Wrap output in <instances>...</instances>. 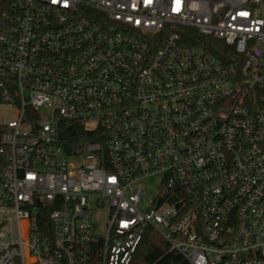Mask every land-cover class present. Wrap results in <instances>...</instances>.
Wrapping results in <instances>:
<instances>
[{
	"label": "built area",
	"instance_id": "obj_1",
	"mask_svg": "<svg viewBox=\"0 0 264 264\" xmlns=\"http://www.w3.org/2000/svg\"><path fill=\"white\" fill-rule=\"evenodd\" d=\"M0 106V264H264V0H0Z\"/></svg>",
	"mask_w": 264,
	"mask_h": 264
},
{
	"label": "trees",
	"instance_id": "obj_2",
	"mask_svg": "<svg viewBox=\"0 0 264 264\" xmlns=\"http://www.w3.org/2000/svg\"><path fill=\"white\" fill-rule=\"evenodd\" d=\"M208 50L219 60L226 62L233 56V50L220 41L209 44ZM101 132L87 130L80 123L66 125L60 123V144L68 154L81 149L87 142L100 140ZM88 264H99L96 253L92 254ZM129 264H189L179 253L170 251L167 242L151 227L145 228L143 236L132 253Z\"/></svg>",
	"mask_w": 264,
	"mask_h": 264
},
{
	"label": "rangeland",
	"instance_id": "obj_3",
	"mask_svg": "<svg viewBox=\"0 0 264 264\" xmlns=\"http://www.w3.org/2000/svg\"><path fill=\"white\" fill-rule=\"evenodd\" d=\"M40 113L43 116H49L48 112L45 110H41ZM14 115H15L14 109H10L5 106H0V121L2 120L8 121ZM160 181H161V176H153L141 182V186L145 190L143 202H147L150 199H153L155 197L156 193H158ZM94 221L96 224V229L94 230V233L99 236H104L105 234V230H104L105 212L104 211L99 212L95 216Z\"/></svg>",
	"mask_w": 264,
	"mask_h": 264
}]
</instances>
